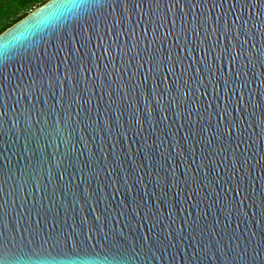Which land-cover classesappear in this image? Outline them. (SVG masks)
Instances as JSON below:
<instances>
[{
  "label": "water",
  "instance_id": "1",
  "mask_svg": "<svg viewBox=\"0 0 264 264\" xmlns=\"http://www.w3.org/2000/svg\"><path fill=\"white\" fill-rule=\"evenodd\" d=\"M47 3L0 33V264H264V0Z\"/></svg>",
  "mask_w": 264,
  "mask_h": 264
},
{
  "label": "trees",
  "instance_id": "2",
  "mask_svg": "<svg viewBox=\"0 0 264 264\" xmlns=\"http://www.w3.org/2000/svg\"><path fill=\"white\" fill-rule=\"evenodd\" d=\"M48 0H0V33Z\"/></svg>",
  "mask_w": 264,
  "mask_h": 264
},
{
  "label": "snow or ice",
  "instance_id": "3",
  "mask_svg": "<svg viewBox=\"0 0 264 264\" xmlns=\"http://www.w3.org/2000/svg\"><path fill=\"white\" fill-rule=\"evenodd\" d=\"M58 4L63 6V0H48V3L44 6V9H48L50 6H56ZM56 15L57 11H52L49 16L45 17V19L41 21V23L49 22L51 19L55 18ZM7 47L8 45L0 42V52H3Z\"/></svg>",
  "mask_w": 264,
  "mask_h": 264
}]
</instances>
